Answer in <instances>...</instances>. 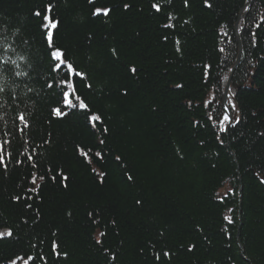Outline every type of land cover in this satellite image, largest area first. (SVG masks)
<instances>
[{
  "label": "trees",
  "instance_id": "16d2710c",
  "mask_svg": "<svg viewBox=\"0 0 264 264\" xmlns=\"http://www.w3.org/2000/svg\"><path fill=\"white\" fill-rule=\"evenodd\" d=\"M248 1L0 0V231L15 236L0 240V264H264V0L243 11ZM49 2L55 43L83 76L49 71L33 16ZM231 73L240 123L224 134ZM73 88L101 117L95 127L61 105Z\"/></svg>",
  "mask_w": 264,
  "mask_h": 264
},
{
  "label": "snow or ice",
  "instance_id": "6c2138e0",
  "mask_svg": "<svg viewBox=\"0 0 264 264\" xmlns=\"http://www.w3.org/2000/svg\"><path fill=\"white\" fill-rule=\"evenodd\" d=\"M172 0H165V4H171ZM89 3L94 4L95 0H89ZM204 5L207 8H212V3L209 2V0H204ZM165 5H162L161 3H152L151 4V8L156 12V13H163V9H164ZM184 6L188 7V0H184ZM123 7L125 10L130 9L132 7L131 4L125 3L123 4ZM114 9L112 7H96L92 13L93 16H104V17H108L110 15L111 12H113ZM247 11V9H246ZM33 16L38 18L41 23L39 25V27L41 29L44 30V39L46 41L47 47L49 49V60H50V66H49V71L52 74H57L61 71H63V69H68L70 72H76V69L73 67L72 63H69L67 61V56H66V51L64 49H62L60 46H58L55 43V34H58V27L61 25L62 21L59 19V17L53 18V4L51 2L44 4L41 6L40 9L34 11ZM166 19H168L169 21L173 20L174 17L171 16V14H168L166 16ZM164 27L166 28H172L174 27L173 24L168 23L165 24ZM165 39H167V37H165ZM177 44H179V41H177ZM177 51H179V48H177ZM113 54H116V50L112 49ZM130 71L134 74L136 73L137 69L135 67L130 68ZM76 75L79 76H83V73H79L76 72ZM55 80H56V76L53 75L51 80L47 83V87L52 89L54 88V84H55ZM67 80V74H65L64 78H63V82L66 83ZM89 87H91V85H89ZM177 87H182V85H177ZM60 103L64 105V108L67 109H79V110H84V113L87 117V120L89 122V124H91L93 127H95L97 122L101 121V117L99 115L93 114L91 112V109L89 108V105L87 103H85L82 99H80V97L78 95H76V90L75 88H73V91L71 93H68L66 91L61 92V100ZM230 106L231 108L235 111L236 109V104L234 102H230ZM52 112L60 118L66 117L69 115V112L63 110L61 107H55L52 109ZM18 119L21 122H24L25 127H30V125L27 122V118L26 116L21 113L18 117ZM240 123V117L239 116H228V115H224L223 116V120L221 121L222 124V131L227 132L229 126H235L236 124ZM21 131H23V129H21ZM104 132H107V128L103 129ZM261 136H264V132L260 133ZM222 143V141H221ZM100 145L104 144V140H100L99 141ZM78 150L81 152V154L87 158L89 156V151H84L83 149L78 147ZM92 155L99 157V158H103V152H95L92 153ZM30 159V158H29ZM117 160H119L120 158L117 157ZM0 165H2L5 169L7 168V164L5 163V156H4V147L3 144L0 143ZM33 167H35V165H33ZM262 173H264V168H262L261 170L257 171L255 173V175L257 177H260V182L264 183V175H262ZM61 175V179L62 181H67L68 177L64 176L62 173ZM45 177L43 175L40 176H33L32 177V185L33 187L29 188V192H39V188L40 185L37 184V180L39 181H44ZM51 179H55V177H51ZM129 179H131V177H129ZM65 187H67V184H64ZM21 196L17 195L15 196L13 199L17 202H19L21 200ZM137 203H140V201H137ZM26 207L31 208L32 205L31 204H27ZM38 211V210H37ZM89 215L91 216L92 213H89ZM225 219L228 220V222L234 223V221L232 220L231 217H225ZM25 223H27V221H24ZM102 236L106 235L105 233H101ZM6 238H13L15 239L14 236V232L9 229L6 232L5 231H0V240H5ZM97 243H101V241H97ZM195 246L193 245L192 248H194ZM59 248V245L53 241L52 245H51V249L52 251L59 256L61 253L57 251V249ZM192 249L190 248L189 251H191ZM64 256H67V253H63ZM171 253L168 251L163 252V257L170 259L171 258ZM114 258V257H113ZM36 258L35 257H31L29 256L27 259H25V257L23 256H17L15 259H13L11 261V264H17L18 261H22L23 264H28L29 260H32L34 262ZM155 259L157 261H160L161 259V254L160 253H156L155 255Z\"/></svg>",
  "mask_w": 264,
  "mask_h": 264
},
{
  "label": "water",
  "instance_id": "95a60500",
  "mask_svg": "<svg viewBox=\"0 0 264 264\" xmlns=\"http://www.w3.org/2000/svg\"><path fill=\"white\" fill-rule=\"evenodd\" d=\"M250 3H251V2H249V4L247 5L248 7L250 6ZM235 31H236V35L238 36V34H237V25H236V27H235ZM236 64H237V63H236ZM236 64H235V66H236ZM228 91H229V84L227 85L226 90H225V93H224L223 106H224V110H225V112H226V115H228V116H232L231 113H230V109H229V107H228V105H227Z\"/></svg>",
  "mask_w": 264,
  "mask_h": 264
},
{
  "label": "bare ground",
  "instance_id": "6f19581e",
  "mask_svg": "<svg viewBox=\"0 0 264 264\" xmlns=\"http://www.w3.org/2000/svg\"><path fill=\"white\" fill-rule=\"evenodd\" d=\"M79 97H80V99H82L83 100V98L80 96V95H78ZM62 106H63V104H61Z\"/></svg>",
  "mask_w": 264,
  "mask_h": 264
},
{
  "label": "rangeland",
  "instance_id": "374dc122",
  "mask_svg": "<svg viewBox=\"0 0 264 264\" xmlns=\"http://www.w3.org/2000/svg\"><path fill=\"white\" fill-rule=\"evenodd\" d=\"M233 102V101H232Z\"/></svg>",
  "mask_w": 264,
  "mask_h": 264
}]
</instances>
